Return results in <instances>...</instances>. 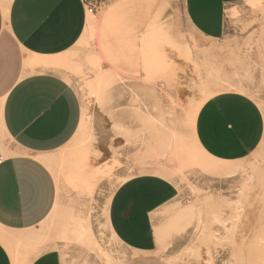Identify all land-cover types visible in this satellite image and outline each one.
Instances as JSON below:
<instances>
[{"label": "rangeland", "instance_id": "1", "mask_svg": "<svg viewBox=\"0 0 264 264\" xmlns=\"http://www.w3.org/2000/svg\"><path fill=\"white\" fill-rule=\"evenodd\" d=\"M100 1L88 34L49 70L81 108L74 136L41 158L57 188L53 209L24 232L27 243L2 228L0 243L24 264L50 250L62 264H124L131 255L108 230L107 203L125 180L154 169L178 189L158 215V255L264 264V0L229 10L219 40L190 27L184 0ZM223 95L247 100L261 123L253 150L233 160L210 156L196 138L201 108ZM14 153L0 133V157ZM87 223L102 252L77 241Z\"/></svg>", "mask_w": 264, "mask_h": 264}, {"label": "crops", "instance_id": "2", "mask_svg": "<svg viewBox=\"0 0 264 264\" xmlns=\"http://www.w3.org/2000/svg\"><path fill=\"white\" fill-rule=\"evenodd\" d=\"M248 1L184 0V14L197 34L219 40L226 33L228 11ZM88 18L84 0H0V133L16 149L0 157V229L18 235L13 238L17 243H27L19 239L48 217L56 201L53 175L41 158L67 144L81 120L77 94L49 71L58 69L25 63L32 57L58 60L82 38ZM260 128L259 114L247 100L223 95L201 108L196 138L210 156L233 160L253 150ZM177 195L175 183L154 169L115 189L106 224L130 252L124 264H171L158 255V215ZM0 264L24 263L0 243ZM27 264L62 262L50 250Z\"/></svg>", "mask_w": 264, "mask_h": 264}, {"label": "bare ground", "instance_id": "3", "mask_svg": "<svg viewBox=\"0 0 264 264\" xmlns=\"http://www.w3.org/2000/svg\"><path fill=\"white\" fill-rule=\"evenodd\" d=\"M8 4H3L5 10H6V7H7ZM88 34V30L87 28L84 30V33L82 35V37L84 35H87ZM58 64H56V60L55 59H41V58H36V57H32L30 59H28L25 63V66L27 68H34L36 66H43V67H57ZM100 79V78H99ZM100 81V80H99ZM107 85V84H106ZM110 88V87H109ZM173 220V219H172ZM88 224V223H87ZM178 224V223H177ZM86 225V224H85ZM84 225V226H85ZM84 226H81L79 228V232H78V235L76 236V239L77 241H79V243L81 244H85L86 247L90 250H93V251H96L98 252V250L101 251L96 239H95V236H94V233L90 227V224L86 225L85 227ZM172 228V227H171ZM183 233V232H181ZM180 234V233H179ZM76 235V234H75ZM32 239V237L29 235V234H26V235H23L22 236V239H19L20 242H28ZM75 239V240H76ZM18 241V240H17ZM76 241V242H77ZM78 243V242H77ZM80 244V245H81ZM85 247V246H84ZM104 253V252H103ZM173 260V259H172ZM173 262V261H172ZM209 264V263H208ZM210 264H213L212 261L210 262Z\"/></svg>", "mask_w": 264, "mask_h": 264}, {"label": "built area", "instance_id": "4", "mask_svg": "<svg viewBox=\"0 0 264 264\" xmlns=\"http://www.w3.org/2000/svg\"><path fill=\"white\" fill-rule=\"evenodd\" d=\"M86 12L89 14H96L101 9L102 5L100 0H84Z\"/></svg>", "mask_w": 264, "mask_h": 264}]
</instances>
